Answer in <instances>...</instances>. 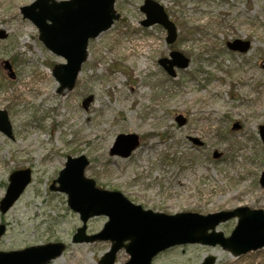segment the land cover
<instances>
[{"label":"rangeland","instance_id":"rangeland-1","mask_svg":"<svg viewBox=\"0 0 264 264\" xmlns=\"http://www.w3.org/2000/svg\"><path fill=\"white\" fill-rule=\"evenodd\" d=\"M34 1L0 0V32L6 35L0 39V111L12 133L7 138L0 132V200L12 172L32 174L12 208L0 213L6 227L0 252L62 243L64 252L48 264H98L109 251V241L72 242L79 216L65 194L49 190L67 157H85L86 178L152 212L264 211L258 135L264 126V0H154L176 25L171 45L160 26L140 25L144 0H117L118 21L89 41L71 91H60L52 75L64 59L43 46L20 11ZM234 40L250 42L249 52L229 51L226 43ZM172 51L189 60L175 77L158 64ZM178 115L187 120L184 126L177 125ZM234 123L241 125L238 131H231ZM121 134L140 139L127 159L109 155ZM215 153L221 156L215 159ZM106 222L90 219L86 234L98 233ZM236 223L231 219L216 231L228 237ZM209 256L215 264H264V248L236 258L219 246L201 245L166 250L152 264H201ZM128 260L121 250L115 264Z\"/></svg>","mask_w":264,"mask_h":264},{"label":"water","instance_id":"water-1","mask_svg":"<svg viewBox=\"0 0 264 264\" xmlns=\"http://www.w3.org/2000/svg\"><path fill=\"white\" fill-rule=\"evenodd\" d=\"M116 0H36L31 5L21 8L25 19L30 20L39 31V41L51 53L65 60V64L55 66L53 77L59 83V90H71L87 58L89 40L97 38L109 30L119 16L114 10ZM140 11L145 19L141 26L148 28L161 26L167 33L166 42L172 44L177 38L175 24L169 19L163 6L154 0H144ZM5 34L0 32V39ZM231 51L245 53L249 42L235 40L227 43ZM166 73L174 77L175 70L185 69L189 60L179 52H171L169 58L158 61ZM10 78L14 77L9 62H3ZM87 100L83 103L85 105ZM179 126L186 120L176 117ZM240 129L234 123L231 130ZM0 132L11 138V126L7 114L0 111ZM259 137L264 146V126L258 128ZM195 145H202L196 139H190ZM139 146L136 135H119L110 149V156L128 158ZM220 155L215 153L214 158ZM89 162L83 156L67 157L64 168L50 186L51 191L66 194L69 208L79 214L82 226L73 236L74 243H93L110 241L111 247L99 264H114L116 254L124 249L129 255L126 264H151L154 257L170 248L181 245L199 244L204 246L219 245L233 256H241L264 247V211L250 210L246 207L232 211H222L206 216L196 213L165 215L143 210L139 205L128 201L120 192L106 191L96 187L93 180L84 176ZM31 182L29 169L14 171L9 175L8 186L0 200V212L5 214L18 200ZM58 185V187L55 186ZM264 186V172L261 178ZM98 216L107 217L102 230L92 236L86 235L89 219ZM236 218L237 225L228 238L215 228L230 219ZM5 233V226L0 225V237ZM62 244H46L22 251L0 252V264H47L61 256ZM213 257L206 258L202 264H214Z\"/></svg>","mask_w":264,"mask_h":264},{"label":"bare ground","instance_id":"bare-ground-1","mask_svg":"<svg viewBox=\"0 0 264 264\" xmlns=\"http://www.w3.org/2000/svg\"><path fill=\"white\" fill-rule=\"evenodd\" d=\"M45 84H46V82H45ZM42 87H45V86H43V84H42ZM44 94H45V98H47L46 97V96H48L47 92H45Z\"/></svg>","mask_w":264,"mask_h":264}]
</instances>
